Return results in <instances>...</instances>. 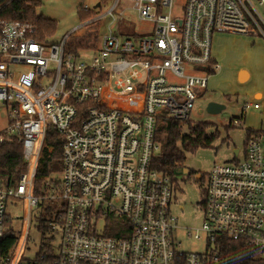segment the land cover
Returning <instances> with one entry per match:
<instances>
[{
  "label": "built area",
  "instance_id": "1",
  "mask_svg": "<svg viewBox=\"0 0 264 264\" xmlns=\"http://www.w3.org/2000/svg\"><path fill=\"white\" fill-rule=\"evenodd\" d=\"M80 11L90 15L56 43L34 39L30 24L0 20V144L17 141L26 164L14 183L0 180V253L7 202L23 203L20 232L0 264L216 263L226 239L264 258V132L246 141L241 161L196 176L203 223L186 235L203 236L202 252L180 249L170 211L175 180L152 163L159 122L188 121L218 70L212 35L264 41V0H111ZM131 17L150 25L146 37L127 34ZM82 28L91 35L71 41ZM49 128L62 139V169L36 194ZM42 201L53 205L54 233L28 259Z\"/></svg>",
  "mask_w": 264,
  "mask_h": 264
},
{
  "label": "rangeland",
  "instance_id": "2",
  "mask_svg": "<svg viewBox=\"0 0 264 264\" xmlns=\"http://www.w3.org/2000/svg\"><path fill=\"white\" fill-rule=\"evenodd\" d=\"M29 3L36 2L34 10L37 15H42L56 22V30L52 36L45 42H59L65 34L72 28L80 24L78 11L81 4L88 8H93L99 0H24ZM264 17V11H262ZM130 26L125 27L128 35L135 32L139 37H146L150 30V25L139 22L135 17H131ZM79 34L72 33L70 40L75 41L78 35H91L90 29H80ZM257 38V39H256ZM254 40L253 42L250 41ZM86 40V39H85ZM261 45L264 47V41L258 37H249L228 33H215L212 35L211 54L218 57L219 69L215 71L208 81L209 97L203 99L200 103L195 102L193 110L190 112L188 121L192 126L204 123L206 132L213 135L214 139L208 147L198 148L193 152L185 154L184 168L188 173H174L175 191L173 193L174 201L171 205V213L177 219L178 229L175 232L179 247L182 251L202 252L204 250V239L195 240L192 236H187L186 232L191 229H199L203 223V213L201 203L203 201V184L197 181V175H206L210 173L212 167L216 164H233L234 161H241L243 155V140L245 137V128L242 123L233 125L234 117L239 115L238 109L245 108L249 110L252 105V91L264 89V64H257L250 61L251 53L260 51ZM262 51V50H261ZM259 65V66H258ZM263 67V68H262ZM239 69H246L250 73V78L244 82L237 81ZM232 74H229L232 72ZM234 74V76H233ZM221 78L219 82L226 80L228 84L221 89H229L230 98L224 99V109L217 114L206 112V101L209 98L218 96L211 90V81L215 78ZM210 79H212L210 81ZM117 103H112L115 105ZM239 118V117H238ZM251 118H247V123ZM6 127L5 116L0 115V130ZM187 128H182V133H186ZM234 150L239 151V156L234 157ZM51 176V175H49ZM48 177L42 179L44 183ZM206 187V185H205ZM36 214L34 211L33 216ZM6 215L8 222L6 228L9 235L17 236L21 229L23 216V203L19 200H9L6 206ZM36 220V219H35ZM35 220L32 217L25 258L32 259L44 240L40 239L39 232L34 228ZM49 236L47 234L44 239Z\"/></svg>",
  "mask_w": 264,
  "mask_h": 264
},
{
  "label": "trees",
  "instance_id": "3",
  "mask_svg": "<svg viewBox=\"0 0 264 264\" xmlns=\"http://www.w3.org/2000/svg\"><path fill=\"white\" fill-rule=\"evenodd\" d=\"M111 0H100V3H109ZM36 2L24 0H0V20L17 21L30 24L34 32L32 37L39 42H45L56 30V22L42 15H37L34 10ZM82 4L80 5L81 8ZM78 11L79 21L86 19L90 13ZM78 44L77 46H79ZM186 126L187 132L182 133ZM263 132V131H262ZM261 131H245V143L253 136H258ZM214 136L206 132V124L199 123L192 126L189 122L164 120L159 122L155 133L158 143V152L154 155L153 166L160 172L174 178L178 169L184 168L185 154L198 148L208 147ZM62 139L53 128H49L41 150L40 158L35 173V193L37 194L42 184V179L49 175H57L62 169L61 159ZM26 164L21 157V145L17 141L6 140L0 144V180L9 179L14 183L15 179L25 171ZM35 229L39 232L40 239L54 230L51 223L54 222V211L51 202H40L33 216ZM15 238L7 235L4 239L1 255H6L13 246ZM45 244L39 247L43 252ZM206 264H264V258L259 251L245 241L223 240L219 248V259L216 263L209 261Z\"/></svg>",
  "mask_w": 264,
  "mask_h": 264
},
{
  "label": "crops",
  "instance_id": "4",
  "mask_svg": "<svg viewBox=\"0 0 264 264\" xmlns=\"http://www.w3.org/2000/svg\"><path fill=\"white\" fill-rule=\"evenodd\" d=\"M98 6L99 5H104V4H107V3H100V0L99 2L96 3L95 6ZM95 6H93V8H96ZM97 6V7H98ZM249 38V37H248ZM257 39V38H256ZM260 40V38H259ZM251 42H253L254 40H251ZM212 45V43H211ZM261 50L260 51H257V52H254V53H251L250 56H249V60L250 61H253L257 64H264V47L261 45ZM211 58H212V62L216 63L218 65V69H219V62H218V57H216L214 54H211ZM259 66V65H258ZM263 68V67H262ZM264 69V68H263ZM218 71V70H217ZM264 72V71H263ZM232 72H230L229 74H232ZM213 74H211L209 77H208V80H207V85H208V81H209V78L212 76ZM234 76V74H233ZM250 78V73L246 70V69H239L238 73H237V81L239 83H244L246 82L248 79ZM221 78H219V76L215 79H210L211 81V90L212 92H216L218 96L216 97H212V98H209L207 101H206V105L208 102H215L221 106H223V109L225 108L224 107V97H226L227 99L230 98V94H233V95H236L235 93H228L230 90L227 89L226 87V90H223L221 89V87H225L228 82L226 80L222 81V82H219ZM206 85V88H205V91L204 93L201 95V97L196 101L198 103H200L203 99H206L209 97V93H211L209 90H208V86ZM252 95V99L251 102L252 105L253 104H256L258 105V108H253L252 105H249V110L245 111V108H241V109H238L237 111L239 112V115L237 117H234L233 119H238L239 120V123H242L245 130H252V131H263L264 132V89H256L254 91H252L251 93ZM205 105V107H206ZM222 110V108H221ZM220 110V111H221ZM219 111V112H220ZM217 114V113H216ZM239 117V118H238ZM247 118H251V121L247 123ZM245 139V137H244ZM244 152H245V140H243V155H242V159L244 157ZM237 156H239V151L238 150H234V157L236 158ZM234 162H237V160H235Z\"/></svg>",
  "mask_w": 264,
  "mask_h": 264
},
{
  "label": "water",
  "instance_id": "5",
  "mask_svg": "<svg viewBox=\"0 0 264 264\" xmlns=\"http://www.w3.org/2000/svg\"><path fill=\"white\" fill-rule=\"evenodd\" d=\"M97 6H98V4H97ZM97 6H95V7H97ZM221 108L223 109V106H221L215 102H208L205 109H206V112L209 114H216L221 110ZM176 173L188 174V170L185 168H182V169L176 170ZM198 178L199 177H197V179Z\"/></svg>",
  "mask_w": 264,
  "mask_h": 264
},
{
  "label": "flooded vegetation",
  "instance_id": "6",
  "mask_svg": "<svg viewBox=\"0 0 264 264\" xmlns=\"http://www.w3.org/2000/svg\"><path fill=\"white\" fill-rule=\"evenodd\" d=\"M189 174V173H188ZM190 175V174H189ZM202 181L203 182H205L206 181V178H205V176L204 177H202Z\"/></svg>",
  "mask_w": 264,
  "mask_h": 264
}]
</instances>
